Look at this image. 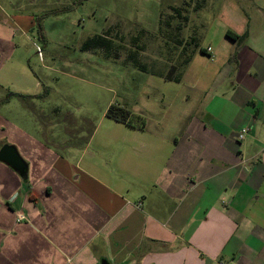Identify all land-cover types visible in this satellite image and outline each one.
I'll return each instance as SVG.
<instances>
[{"label":"crops","instance_id":"0c3cea01","mask_svg":"<svg viewBox=\"0 0 264 264\" xmlns=\"http://www.w3.org/2000/svg\"><path fill=\"white\" fill-rule=\"evenodd\" d=\"M197 7L198 63L183 46L151 72L194 92L176 128L164 111L121 122L134 145L25 144L26 178L0 161V264H264V0ZM16 21L0 4V88L30 108L45 85L14 58Z\"/></svg>","mask_w":264,"mask_h":264},{"label":"rangeland","instance_id":"374dc122","mask_svg":"<svg viewBox=\"0 0 264 264\" xmlns=\"http://www.w3.org/2000/svg\"><path fill=\"white\" fill-rule=\"evenodd\" d=\"M0 4L18 20L10 43L14 58L24 57L27 68L35 72L29 77L38 78L45 85L40 92L46 94L29 108L16 97L5 103L8 91L0 88V147L11 144L21 153L25 144L58 145L63 153L70 145L136 144L134 134L140 132L108 117L110 104L126 107L136 125L146 117L149 127L158 113L167 111L165 122L177 127L180 112L188 107L182 96L194 92L151 72L164 73L169 61L178 62L183 46L198 63L196 48L208 38L202 37L197 0H0ZM34 42L43 48L42 59Z\"/></svg>","mask_w":264,"mask_h":264},{"label":"trees","instance_id":"16d2710c","mask_svg":"<svg viewBox=\"0 0 264 264\" xmlns=\"http://www.w3.org/2000/svg\"><path fill=\"white\" fill-rule=\"evenodd\" d=\"M37 30H38V34H39L40 38L43 39V35L41 33V26L39 23L37 24ZM226 36L231 38V39H234L237 37L236 35L228 32V31L226 32ZM86 44H88V41L86 43H84L83 46L85 47ZM200 50H201V52H204L203 49L200 48ZM233 57H234V55H233ZM132 59H133V62L135 63L136 59L135 58H132ZM44 93L45 92L41 93V95ZM10 96L25 97L26 95L10 91L7 94V98ZM106 115L108 117L112 118L113 120L120 121L122 123H125L126 125L131 126V127L143 128V126H144L143 120H141V122H139V124H137V125L134 124L132 121L131 112L124 106H117L114 104H110L106 110Z\"/></svg>","mask_w":264,"mask_h":264},{"label":"water","instance_id":"95a60500","mask_svg":"<svg viewBox=\"0 0 264 264\" xmlns=\"http://www.w3.org/2000/svg\"><path fill=\"white\" fill-rule=\"evenodd\" d=\"M0 161L5 162L23 178L27 176V164L18 153L16 147L11 144H4L0 147Z\"/></svg>","mask_w":264,"mask_h":264},{"label":"built area","instance_id":"2783aa9c","mask_svg":"<svg viewBox=\"0 0 264 264\" xmlns=\"http://www.w3.org/2000/svg\"><path fill=\"white\" fill-rule=\"evenodd\" d=\"M35 48H36V53L38 54V56L40 58H42V48L41 46H39L37 43H34ZM207 50H210V48L208 47ZM249 128L248 127H243L237 134V138L238 139H242L245 134L248 132ZM16 219L17 221H21L25 219V215L23 213H17L16 214Z\"/></svg>","mask_w":264,"mask_h":264}]
</instances>
